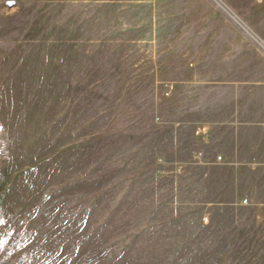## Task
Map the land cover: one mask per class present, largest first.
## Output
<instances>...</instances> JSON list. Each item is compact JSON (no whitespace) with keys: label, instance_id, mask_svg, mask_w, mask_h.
Masks as SVG:
<instances>
[{"label":"rangeland","instance_id":"374dc122","mask_svg":"<svg viewBox=\"0 0 264 264\" xmlns=\"http://www.w3.org/2000/svg\"><path fill=\"white\" fill-rule=\"evenodd\" d=\"M263 40L264 0H0V264H264Z\"/></svg>","mask_w":264,"mask_h":264},{"label":"water","instance_id":"95a60500","mask_svg":"<svg viewBox=\"0 0 264 264\" xmlns=\"http://www.w3.org/2000/svg\"><path fill=\"white\" fill-rule=\"evenodd\" d=\"M227 10H228V9H227ZM229 13H230V11H229ZM261 43H264V42L262 41Z\"/></svg>","mask_w":264,"mask_h":264},{"label":"crops","instance_id":"0c3cea01","mask_svg":"<svg viewBox=\"0 0 264 264\" xmlns=\"http://www.w3.org/2000/svg\"><path fill=\"white\" fill-rule=\"evenodd\" d=\"M263 42H264V40H263Z\"/></svg>","mask_w":264,"mask_h":264}]
</instances>
